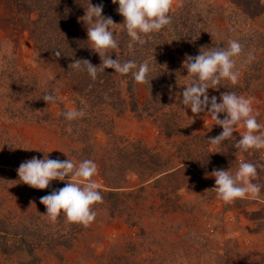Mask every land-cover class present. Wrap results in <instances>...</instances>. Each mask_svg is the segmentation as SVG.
I'll return each mask as SVG.
<instances>
[{"label": "trees", "instance_id": "1", "mask_svg": "<svg viewBox=\"0 0 264 264\" xmlns=\"http://www.w3.org/2000/svg\"><path fill=\"white\" fill-rule=\"evenodd\" d=\"M91 3H102V15L111 17L116 24L123 23V17L117 12L118 5L112 0H91ZM87 5L88 0H0V32L3 33L0 36V101L4 104V115L10 120L9 125L17 128L58 122L55 132L67 147L66 155L59 150L31 147L25 134L14 131L9 136V128L6 125L0 127V184L6 188L8 183L17 181L28 192L31 202L26 212L9 209L0 213V264H42L40 252L61 260L62 249L73 248L79 237L93 236L101 233L105 226L119 222L136 228L142 212L156 208L162 213L172 210L185 213L186 220L189 218L195 226V231L190 233L192 238H211L215 232L207 226L213 215L203 212L206 214L203 220L198 211L204 208L203 203L220 199L206 187V178L213 170L229 169L234 173L240 160L264 164L261 151L254 155L243 152L235 148V140H225L215 146L216 151L212 150L213 145L208 139L219 135L223 129L212 125L198 128L199 118L207 113L194 115L180 102L182 97L179 95L188 82L187 70L183 67L186 55L194 57L202 47L227 46L230 38L238 39L244 45L245 53L252 52L255 59L243 66L238 62L239 83L232 86L224 81L218 89H208L209 98L216 96L219 103L220 95L225 91L238 95L264 94V5L261 0H230V7L217 0H180L171 10V25L148 36L147 42L143 46L137 45L133 52L127 47L129 37L126 32L117 26L120 44L112 59H116V55L122 62L135 60L140 63L149 59L151 87L135 83L130 74L120 76L114 69H105L93 82L86 72L69 68L76 59H87L95 66L101 64L99 55L89 48L86 25L80 19L85 15ZM251 20L256 23L252 25ZM22 24L30 33L35 51V67L29 71L18 64L17 47L2 50L3 47L10 48V43L18 45L21 34L17 28ZM56 51L61 52L59 57L55 55ZM141 89L145 93L142 102ZM49 92L59 96L57 116H53L42 99ZM63 92L68 95L67 100ZM69 101L76 109L84 108L86 117L67 121L61 113L73 109L68 106ZM108 110L111 114L106 113ZM128 112L137 120L146 116L165 138L176 140L172 142V154L168 150L164 155L156 147L146 144L144 139L131 138L121 132L126 126L119 119ZM234 137L239 139L240 136ZM33 149L49 152L48 158L54 160L69 158L78 163L91 159L100 168L108 186L100 187L103 203L96 206L97 216L89 226L69 224L63 216L52 223L46 215H41L46 213V208L40 198L65 184L52 181L49 191L20 183L19 165L33 157L44 158L43 152ZM131 172L139 178V185H127ZM254 182L262 186L260 197L264 201V168L258 169ZM186 185H193L194 188L189 190L202 192L194 197V201L180 202L175 191L188 188L184 187ZM152 195L160 200L158 207L155 204L145 207ZM7 198L0 195V206ZM237 201L242 203L245 199ZM232 204H225L224 210H229L227 205ZM262 221L260 225L264 226V215ZM143 235L144 230L139 229V236ZM138 243L139 240L125 239L107 242L97 261L99 264H139L134 256L138 252ZM224 246L220 263L244 264L239 249L228 248L227 242ZM103 257L107 258L106 263ZM250 263L254 262L249 259L246 264ZM258 264H264V258Z\"/></svg>", "mask_w": 264, "mask_h": 264}, {"label": "clouds", "instance_id": "2", "mask_svg": "<svg viewBox=\"0 0 264 264\" xmlns=\"http://www.w3.org/2000/svg\"><path fill=\"white\" fill-rule=\"evenodd\" d=\"M112 3L118 5L117 12L123 17L121 24L102 15L103 4L93 5L91 0H88L85 15L80 18L86 25L89 48L99 55L101 64L95 66L87 59H76L69 64V68L86 72L93 82L105 69H114L120 76L130 74L135 83L151 87L149 59L140 63L135 60L122 62L118 55L112 59L120 44L116 29L120 26V31L126 32L129 37L127 47L129 52H133L137 45L143 46L147 42L148 36L160 33L171 25L170 13L175 0H112ZM55 55L59 57L61 52L56 51ZM254 59L252 52L245 53L244 45L238 39L231 38L227 46L202 47L198 55H186L183 67L187 70L188 82L179 94L182 97L180 102L194 115L206 112L214 125L222 127L219 135L208 139L213 146L218 147L225 140H235V148L243 152L264 151V124L258 121L259 113L253 107L255 97L225 91L218 103L216 96L209 98L208 95V89H218L224 81L236 86L241 76L238 62L243 66L251 64ZM42 99L50 105L55 104L59 96L49 92ZM220 114H224L223 119L218 118ZM61 115L73 122L86 117L87 112L84 108L70 109ZM237 127L244 129L239 139L233 135ZM68 131H72L71 127ZM48 153H44L43 159L33 157L19 165L20 183L44 190L52 181L64 182V187L40 198V203L46 208V213L41 215H46L52 223L63 216L69 224L89 226L97 216L96 206L103 203L100 185L94 179L98 175L97 164L91 159L78 163L69 158L63 161L49 159ZM259 168H264V164L242 160L234 173L229 169L213 170L211 176L215 179V187L211 190L225 204H232L238 199L258 200L262 186L254 181Z\"/></svg>", "mask_w": 264, "mask_h": 264}, {"label": "rangeland", "instance_id": "3", "mask_svg": "<svg viewBox=\"0 0 264 264\" xmlns=\"http://www.w3.org/2000/svg\"><path fill=\"white\" fill-rule=\"evenodd\" d=\"M179 1L175 0L174 8L178 6ZM261 1L264 5V0ZM217 2L230 7V0H217ZM251 23L253 25L256 21L251 20ZM24 28L26 27L23 24L17 28L21 34V40L18 42V45L10 43V48L3 47L2 50L8 51L17 47L20 57L18 64L22 65L25 71H29L35 67V51L33 42L29 37L30 33L25 31ZM0 36H3L2 32H0ZM62 94H64L63 96L67 100L68 95L65 92ZM140 94L142 102L144 100L142 97L145 96L143 89L140 90ZM244 96L255 97L253 107L259 113L258 121L264 124V94H247ZM1 103L0 101V127L6 125L10 130L9 136L13 135L14 131H19L25 134L31 147H44L61 152L67 150L66 144L64 145V142L61 140V136L55 132L58 128V122H55L53 125L48 122L42 125H21L17 128L9 125L10 120L4 115V104ZM68 106L73 109L77 108L70 101L68 102ZM49 109L52 111L53 116H57L60 106L56 103L50 104ZM106 113H110V111L108 110ZM218 118L223 119L224 114H220ZM198 121V128L200 129L208 125H212L214 128H222L214 125L215 122L209 114L201 116ZM119 122L126 126V128L121 129V132H126L131 138L144 139L146 144L156 147L164 155L168 150V153L172 154V142L176 140L165 138L146 116L142 120H137L132 113L128 112L123 119H119ZM243 131L242 127H237L233 135L240 136ZM98 136L101 137L100 134ZM212 150L216 151L217 149L215 146H212ZM250 154L254 155L256 151H252ZM260 157L264 158V151H261ZM94 179L99 183L100 187L108 186V182L99 167L98 175ZM127 181L129 187L139 185L140 183L139 178L134 172L129 173ZM206 183V187L211 190L215 187L214 177L209 175L206 178ZM188 185L184 186L188 187L186 189L175 191L179 196L180 202L194 201L196 196L202 192L193 189L189 190V188L194 187H192L193 185ZM198 186L199 184L196 187ZM50 187H52V182L47 190L50 191ZM0 188V195L2 197L7 198L8 195L12 196L7 198L4 204L0 206L1 214L9 209H13V211L18 213L26 212L30 208L29 194L23 187L18 185L17 181L8 183L6 188L0 184ZM153 192H156V189ZM153 195L148 198L144 204L145 207L150 206V204H155L158 207L160 200ZM203 197L205 196L203 195ZM203 206L204 208L198 211L199 216L203 220L206 219V214H203V212H210L213 215L212 222L210 221L207 226V228H213L212 230L215 232L211 238L203 239L202 236L196 239L192 238L190 233L192 230L195 231V226L191 224L193 223L192 220H189V218L186 220L185 213L174 210L169 213H162L161 210L156 208L154 211H143L141 217L137 218L139 226L136 228L131 229L126 223L119 222V224L114 226H105L101 231L102 234L98 233L90 237H79L75 241L73 248L68 250L62 249L61 260L50 254L40 252L43 260L42 264H99L97 256L104 251L106 243L114 239L120 242H123L124 239L135 242L139 240L138 252L134 255L135 260L139 264H222L219 261V256L226 242L228 248L239 249V256H242L244 264L248 263L249 259L250 262H254L253 264H258L259 260L264 258V226L260 225L263 222L264 215L263 198L260 197L258 200L245 199V202L242 203L239 201L234 202L232 205H227L229 206V210L227 211L224 210L226 205L221 200L211 202L210 204L203 203ZM139 229L144 230L143 236H139ZM101 238L103 239L101 240ZM106 261L107 258L105 257L104 259L103 257V262L106 263Z\"/></svg>", "mask_w": 264, "mask_h": 264}]
</instances>
